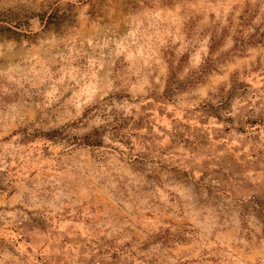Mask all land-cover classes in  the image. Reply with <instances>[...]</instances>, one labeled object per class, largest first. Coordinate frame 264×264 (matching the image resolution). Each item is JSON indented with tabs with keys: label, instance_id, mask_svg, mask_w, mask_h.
<instances>
[{
	"label": "rangeland",
	"instance_id": "rangeland-1",
	"mask_svg": "<svg viewBox=\"0 0 264 264\" xmlns=\"http://www.w3.org/2000/svg\"><path fill=\"white\" fill-rule=\"evenodd\" d=\"M253 199L264 0H0V264H264Z\"/></svg>",
	"mask_w": 264,
	"mask_h": 264
},
{
	"label": "trees",
	"instance_id": "trees-1",
	"mask_svg": "<svg viewBox=\"0 0 264 264\" xmlns=\"http://www.w3.org/2000/svg\"><path fill=\"white\" fill-rule=\"evenodd\" d=\"M80 141H81V143H79V144H81L83 146L84 145H88V146L94 145L92 142H90L86 139V136L81 137ZM95 145H97V144H95ZM251 203L253 206H245L244 211L248 210L250 212L259 214V216L262 218L261 219V227H262L261 231H262V236H264V202L259 201L257 199H253V200H251Z\"/></svg>",
	"mask_w": 264,
	"mask_h": 264
}]
</instances>
